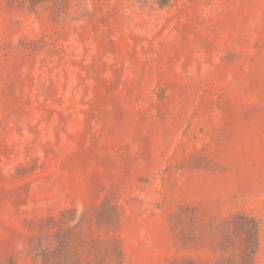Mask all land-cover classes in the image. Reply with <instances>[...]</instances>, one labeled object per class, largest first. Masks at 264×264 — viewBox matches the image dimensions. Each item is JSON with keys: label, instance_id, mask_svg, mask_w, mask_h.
I'll return each instance as SVG.
<instances>
[{"label": "rangeland", "instance_id": "obj_1", "mask_svg": "<svg viewBox=\"0 0 264 264\" xmlns=\"http://www.w3.org/2000/svg\"><path fill=\"white\" fill-rule=\"evenodd\" d=\"M0 264H264V0H0Z\"/></svg>", "mask_w": 264, "mask_h": 264}, {"label": "trees", "instance_id": "obj_2", "mask_svg": "<svg viewBox=\"0 0 264 264\" xmlns=\"http://www.w3.org/2000/svg\"><path fill=\"white\" fill-rule=\"evenodd\" d=\"M231 220L238 221L241 223L246 222L250 224V226H252V229H254L255 233L258 232V224L254 218H248L245 214L235 213L231 217L224 219V226L227 227L230 225V223L231 224L234 223V222H231ZM245 255L248 256L249 252H247Z\"/></svg>", "mask_w": 264, "mask_h": 264}]
</instances>
